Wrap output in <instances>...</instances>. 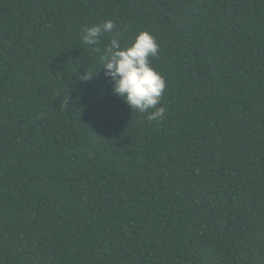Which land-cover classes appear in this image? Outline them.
I'll return each mask as SVG.
<instances>
[{
    "label": "trees",
    "instance_id": "trees-1",
    "mask_svg": "<svg viewBox=\"0 0 264 264\" xmlns=\"http://www.w3.org/2000/svg\"><path fill=\"white\" fill-rule=\"evenodd\" d=\"M140 31L160 121L99 71ZM0 264H264V0H0Z\"/></svg>",
    "mask_w": 264,
    "mask_h": 264
},
{
    "label": "clouds",
    "instance_id": "clouds-1",
    "mask_svg": "<svg viewBox=\"0 0 264 264\" xmlns=\"http://www.w3.org/2000/svg\"><path fill=\"white\" fill-rule=\"evenodd\" d=\"M114 29L115 23L106 20L84 29L81 40L86 45L95 46L104 34L113 33ZM118 36L119 33L104 49L100 57L102 67L99 71L103 70L104 76L111 79L113 94L131 110L146 113L151 121L163 120L165 108L158 105L161 104L166 82L150 61L159 52L155 36L148 31H140L123 47Z\"/></svg>",
    "mask_w": 264,
    "mask_h": 264
}]
</instances>
